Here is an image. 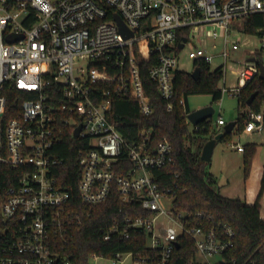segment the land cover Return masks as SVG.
<instances>
[{
    "label": "built area",
    "instance_id": "built-area-1",
    "mask_svg": "<svg viewBox=\"0 0 264 264\" xmlns=\"http://www.w3.org/2000/svg\"><path fill=\"white\" fill-rule=\"evenodd\" d=\"M255 13L264 15V0H0V165L15 177L0 201V264H75L65 252L74 226L114 194L144 211L114 218L104 234L110 240L145 233L146 252L127 253L133 264H169L182 236L196 249L190 264H246L224 254L233 246L232 227L219 232L193 224L174 209L171 191L160 187L154 171L174 163L171 142L154 144L145 128L130 142L110 114L117 97L136 100L144 116L154 112L141 75L142 56L154 59L150 78L164 99H172L177 54L187 45L194 69L196 60L211 66L222 57L223 93L238 95L260 68L247 59L238 84L226 86L231 52L239 48L232 25ZM116 14L132 34H123ZM210 37L223 38L221 52L214 53L218 45L209 44ZM82 58L90 60L86 69L76 65ZM13 91L31 96L9 101ZM245 113L244 133L264 128L263 112ZM215 124L221 128L226 122L220 116ZM67 128L89 140L77 160L80 209L60 181ZM232 146L245 150L243 144ZM165 199H171L170 209Z\"/></svg>",
    "mask_w": 264,
    "mask_h": 264
},
{
    "label": "trees",
    "instance_id": "trees-1",
    "mask_svg": "<svg viewBox=\"0 0 264 264\" xmlns=\"http://www.w3.org/2000/svg\"><path fill=\"white\" fill-rule=\"evenodd\" d=\"M244 31L257 34L264 39V15L255 13L246 17ZM184 32L185 30L181 29L179 36ZM253 56L262 60L260 50H257ZM149 59L142 56L140 66L144 86L153 103L154 112L144 116L140 113L136 100L117 97L112 101L111 118L122 124L119 129L130 142L137 140L140 131L144 128L151 131L150 137L154 144L167 138L173 146L174 163L155 170L154 173L160 187L170 190L173 194L174 209L183 212L188 221L201 226L204 230L215 229L222 232L225 225L232 227L233 246L224 253L225 256L229 260H237L238 263L264 264V219L260 213L264 175L260 192L253 204H247L239 197L224 196L219 190L216 177L207 170L208 162L201 159L203 145L224 131V128H217L212 117L199 123L198 128L193 130L187 123V114L192 111L188 105L189 96L208 94L211 95L213 102L222 98L223 88L219 85L223 79L222 67L212 69L208 62L196 60L195 65L201 69L198 79L193 78L192 72L177 69L174 80L175 94L172 99L166 100L160 95L158 84L150 78L148 68L153 58ZM255 92L257 94L249 104L248 99ZM29 96L31 95L13 91L8 94V99L9 101L17 99L21 102ZM182 98L185 99V105L181 104ZM237 98L236 126L231 133L226 132L220 140H230L233 133H243L247 121L246 110L264 114L262 109L264 78L255 75L241 88ZM169 103L172 104L171 110L168 109ZM61 147L65 162L61 168L60 181L72 191L73 198L77 202L76 208L80 209L77 184L81 170L77 160L80 149L89 147V140L73 136L72 129L67 128ZM244 148V176L248 177L256 152V143L248 142L244 144ZM14 181V171L0 165V201L7 186ZM143 213V209L138 204L126 203L114 194L105 203L95 206L89 216L84 215L81 223L74 226L65 252L75 264H86L94 254L112 258L118 252L145 253L148 249L145 233L133 234L128 239L112 235L110 240H104V234L114 218L121 219L125 215ZM199 213L201 215H198ZM179 241V247L174 251L169 264H190L196 255L194 244L185 236Z\"/></svg>",
    "mask_w": 264,
    "mask_h": 264
},
{
    "label": "rangeland",
    "instance_id": "rangeland-1",
    "mask_svg": "<svg viewBox=\"0 0 264 264\" xmlns=\"http://www.w3.org/2000/svg\"><path fill=\"white\" fill-rule=\"evenodd\" d=\"M245 19H239L233 22V29L231 38L238 42L239 48L236 51H232L228 62V68L226 69V86L233 87L238 84V71L244 66V63L254 55L257 50H260L262 54V61L264 62V47H262V39L257 34H251L244 31ZM209 44L216 43L218 48L214 50V53H219L223 49V38L222 37H210L208 39ZM189 45L178 51V63L177 68L179 70L192 72L194 69V61L189 57ZM90 60L88 58H82L76 61V65L86 69ZM224 62L222 57H216L211 64L212 69H215L222 65ZM219 85L224 88L225 83L222 79ZM188 105L191 110L198 109L204 106L212 105L215 112L212 116L213 123L217 122L219 116H222L226 123L235 121L238 116V98L237 95L224 92L222 98L219 101L213 102L211 95L208 94H197L188 97ZM264 111V102L262 104ZM193 130V125H190ZM224 128V126H223ZM258 136L255 133V138ZM248 136L246 133L231 135L230 140H218L212 159L207 164V170L213 172L220 178V171L223 165V153L229 151L231 154L232 165L234 169L231 170L232 186L237 182V179L242 170L235 164L240 162L242 156L237 154L235 147L232 145L243 144L248 142ZM204 146V145H203ZM203 149V148H202ZM220 170V171H219ZM221 183V182H220ZM166 208H171V199H165ZM218 257H216L217 259ZM88 264H133L132 257L125 253L120 257L118 263H115L112 258L105 257H90Z\"/></svg>",
    "mask_w": 264,
    "mask_h": 264
},
{
    "label": "crops",
    "instance_id": "crops-1",
    "mask_svg": "<svg viewBox=\"0 0 264 264\" xmlns=\"http://www.w3.org/2000/svg\"><path fill=\"white\" fill-rule=\"evenodd\" d=\"M220 117V116H219ZM222 117V116H221ZM227 124V123H226ZM225 124V125H226ZM223 125V126H225ZM223 126L221 128H223ZM257 132L258 136L255 138V133ZM248 136V142L256 143V152L253 156L251 170L248 177L244 176V152L239 151L236 147L237 154L242 156L240 162L236 163L235 165L238 166L242 172L237 179V182L234 186H232L231 180V170L234 169V164L232 165V157L229 151L223 153V165L220 171V178L211 172L217 179V184L219 187L220 192L227 197L231 198H241L245 200L247 204H253L260 192L262 178L264 175V128L261 131H254L252 133H246ZM246 142V143H248ZM246 143H243L246 144ZM213 156V155H212ZM221 182V183H220ZM261 203V217L264 219V193L260 200Z\"/></svg>",
    "mask_w": 264,
    "mask_h": 264
},
{
    "label": "water",
    "instance_id": "water-1",
    "mask_svg": "<svg viewBox=\"0 0 264 264\" xmlns=\"http://www.w3.org/2000/svg\"><path fill=\"white\" fill-rule=\"evenodd\" d=\"M115 19L119 25L120 30L123 32V34L125 36H129L130 34H132L128 31V29L125 25V22H124L123 18L121 17V15L116 14ZM8 40H12V38L8 37ZM185 40L186 39L183 38V41H185ZM179 47L180 48L183 47L182 42L179 44ZM248 60L251 62L257 63V65L260 68L259 76L261 78H264V62L262 60L258 59L256 56H252ZM191 74H192L194 79H198L200 77V74H201V69L199 67H196ZM256 94L257 93L255 92L250 96V98L248 99L249 104L252 102V100L254 99ZM15 104H16V102L13 103V105H15ZM214 112H215V110H214L213 106L208 105V106H204V107L192 110L188 114V118L193 125H198L199 123L210 119L213 116ZM235 126H236L235 121L229 122L224 126V131L220 132L215 137L209 139L203 146V149L201 152V159L206 161V162H209L212 159V155H213V152H214V149H215V146H216L218 140H220L226 132L231 133L234 130ZM80 131H81V125H79L75 129L74 135L79 136ZM177 246L179 247V244Z\"/></svg>",
    "mask_w": 264,
    "mask_h": 264
}]
</instances>
